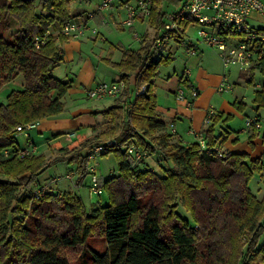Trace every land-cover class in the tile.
<instances>
[{"label": "trees", "instance_id": "trees-1", "mask_svg": "<svg viewBox=\"0 0 264 264\" xmlns=\"http://www.w3.org/2000/svg\"><path fill=\"white\" fill-rule=\"evenodd\" d=\"M160 4L153 0L154 27L164 22ZM73 20L71 0H0V88L17 78L23 85L0 103V264H71L72 250L83 249L94 235L105 238L106 250L88 248L89 263L83 264H264V196L259 198L249 185L262 170V160L223 149V133H216L222 115L206 130L204 150L166 129L157 117L152 87L159 67L172 57L153 59L148 32L137 50L109 62L127 83L136 70V84L149 83L129 106L126 92L122 104L103 112L113 117L112 126L51 159L44 153L19 156L17 126L65 109L71 81L52 71L63 61L64 44L71 38L59 31ZM256 70L242 76L254 83ZM258 71L263 85L254 101L261 108L264 61ZM131 143L142 149L143 158L129 153ZM98 145L103 154L115 151L119 161L117 175L99 178L109 195L106 204L98 201L90 210L72 190L43 188L40 176L60 161L77 162L81 182L89 174V149ZM214 145L223 151L221 157L210 149ZM146 155L159 160L163 175L148 166ZM179 204L192 220L182 217Z\"/></svg>", "mask_w": 264, "mask_h": 264}, {"label": "rangeland", "instance_id": "rangeland-1", "mask_svg": "<svg viewBox=\"0 0 264 264\" xmlns=\"http://www.w3.org/2000/svg\"><path fill=\"white\" fill-rule=\"evenodd\" d=\"M102 0H90L80 2V7L83 9H92L100 4ZM118 0H113L115 3ZM161 9L164 12V16L171 14L172 12L178 11L186 0H160ZM264 2V0H262ZM42 5V3H40ZM113 6V4H112ZM151 16L144 21L135 22L134 28L125 26V31L118 29L116 33L111 32L108 27L101 28L98 26L94 20L90 22V28L99 29L100 34L96 37V33L91 30H87L83 36H80V44L82 53L84 55H91L94 58V62L98 68V79L102 81H110L111 79L119 76V71L115 69L109 62H107L108 55L112 50L113 44H120L125 47L131 46H141V42L136 38L135 32H138L140 36L144 37L146 32H153L155 29L152 24ZM255 24H260V21L253 20ZM157 27V26H156ZM186 35L188 40H192L195 44H203L209 48H202L201 52L189 59L187 66L193 69V83L195 85H200L198 77L202 79L201 92L204 96L205 105L213 106L218 115H222L218 122L219 132L230 133L232 140L238 138L240 142H246L249 140L248 133L246 131V118L255 115L256 113H261L264 116V107L257 108L254 98L256 92L260 90L258 83L262 80L261 73L255 71V81L250 83L247 78H242L243 70L237 66L233 65L229 68H225L217 48L209 46L202 43L199 39V29L192 24L186 28ZM173 43V42H171ZM120 46V45H118ZM167 49V48H166ZM81 51V50H80ZM118 55V53L116 52ZM164 55H167V50L164 51ZM165 57V56H164ZM104 58V59H103ZM188 57L186 56L182 48L178 49L176 52V57L170 59L166 64H162L159 67V73L155 80L154 92L156 94V100L158 104V112L160 114V119L166 122V129L171 131V120L173 119L177 107L180 106V101L175 100V94L173 92L174 87L178 85L177 77L183 73L185 70V64L187 63ZM191 60V61H190ZM198 60V61H197ZM101 62V63H99ZM67 66L62 62L58 65L56 71H52L53 75L60 76L61 79H68L64 73ZM227 73L230 79V83L233 84L231 90H225L223 92H218L215 86L218 82V78ZM217 78L215 80L214 78ZM21 79V78H20ZM17 79V81H20ZM183 89L188 92V87L186 84L182 85ZM210 87V88H209ZM11 91V86L6 84L0 88V103H5L7 100V95ZM175 91V90H174ZM237 96V100H235ZM115 99L117 98H103V99H93L88 96V94L80 93V95H75L72 92L67 93L64 97L65 109L59 114V118L63 122L60 124L59 132L62 135L55 143H49V139H53L52 132L47 130L43 133H38L36 129L31 130L33 137L37 143L36 154L45 153L48 159L55 157L60 154L63 150H69L73 144L80 146L84 141V137L91 136L92 134L99 133L110 126L113 125V117L105 116L103 110L109 108L111 105L115 104ZM121 102L123 101V98ZM118 100V99H117ZM236 103H235V102ZM119 102V103H121ZM231 104L232 111L226 105ZM96 111V112H95ZM101 111V112H97ZM186 119L183 121H178L176 128L179 134H186V123L189 115H184ZM80 128V129H79ZM75 129L80 132L74 137H66V133H72ZM72 135V134H71ZM239 135V136H238ZM18 141L25 143L29 136L20 132L17 135ZM75 140V141H74ZM248 143V142H247ZM66 147V149H62ZM94 147H91L90 152ZM225 148H230L225 146ZM224 149V148H223ZM88 150V151H89ZM83 153L87 154V150H83ZM145 162L149 167H153L156 172L161 175L164 174L162 170L163 167L159 165V160L153 156L146 155L144 158ZM77 162H65L60 161L50 167H48L40 176V183L43 184L45 190L51 191H66L72 190L78 193L86 203L87 207L91 210L94 203L98 201L102 204H106L109 199L108 192L103 188L102 194L92 193L90 191V184L92 182V173L87 174L81 182L77 183L79 180V175L77 173ZM90 166L96 168V172L101 181L111 177L112 175H117L119 173V161L117 158V153L111 151L108 154H97L96 158L90 161ZM71 174L70 177L67 175ZM250 188L253 193H255L259 198L264 196V184L259 179V173L255 174L251 179ZM178 211L182 214V217L192 220L191 214L179 204ZM107 242L101 235H94L88 238L84 248L81 247L72 250L74 260L71 264H83L84 260L89 263V250L92 249L95 252L103 253L106 250Z\"/></svg>", "mask_w": 264, "mask_h": 264}, {"label": "built area", "instance_id": "built-area-1", "mask_svg": "<svg viewBox=\"0 0 264 264\" xmlns=\"http://www.w3.org/2000/svg\"><path fill=\"white\" fill-rule=\"evenodd\" d=\"M113 0H102L98 5V10H107L112 7ZM153 0H125L124 9L126 16L123 19V25L133 27L139 19H147L152 14ZM260 16V24L252 22L255 19L254 14ZM94 12L89 15L94 16ZM164 22L157 29L154 42V56L157 60L164 57V51L168 44L172 41H178L187 48L190 55L198 52L192 40L187 39L186 28L189 24L199 29V39L202 43L217 48L222 59L224 67L227 69L233 65L239 66L243 71H249L253 68L259 69L262 61H264V2L262 0H186L183 6L176 12L164 16ZM91 29L87 22L71 21L66 23L59 34H65L71 38L83 36L87 30ZM96 36L99 31L96 28L91 29ZM47 33L52 34L53 30L48 29ZM58 36V34H56ZM137 39L142 41L143 37L135 32ZM56 39V37H55ZM39 47V41H36ZM189 68L185 69L183 78L190 75ZM262 87L263 83H258ZM125 84L119 81H102L88 90V96L93 99L103 98H119L123 93ZM233 84L227 77H224L220 83L218 90L223 92L231 90ZM145 92L141 88L140 93ZM199 91L196 87H191L188 93L185 89L180 88L177 92V98L180 102L191 108L195 99L198 97ZM217 115L216 109L211 106L204 118L206 124H210ZM40 120L31 121L17 126L19 132L29 136L30 131L40 125ZM172 132L177 133L174 124L171 125ZM246 131H259L264 134V121L258 114L246 119ZM189 132L193 134L199 143L201 150L207 149V135L205 130H195L190 128ZM129 153L137 159L143 158L142 149L135 143L126 146ZM211 150L218 151L219 156L223 155V151L219 145H214ZM37 151L36 145L22 147L19 156L34 154ZM105 151L103 145H98L88 154V172L92 173V182L90 191L92 193L101 194L103 188L99 183V176L94 166H90V161L96 158V155ZM4 155L9 157L10 150H5ZM262 160V170L259 172V179L264 184V151L260 158ZM68 177L71 174L67 175Z\"/></svg>", "mask_w": 264, "mask_h": 264}, {"label": "crops", "instance_id": "crops-1", "mask_svg": "<svg viewBox=\"0 0 264 264\" xmlns=\"http://www.w3.org/2000/svg\"><path fill=\"white\" fill-rule=\"evenodd\" d=\"M83 1H89V0H71V13L74 16V21L79 22V23L80 22H87L88 26H90L89 25L90 22H92V20H94L98 26H100L101 28L106 26V27H108V30L110 29V31L114 32V34L116 33V31L118 29L125 31V29H126L125 25H123V23H122L123 19L126 16L125 9L123 6L125 0L116 1L115 3H113V6L107 10H98V6H96L95 8H92V9H83L82 7H80V2H83ZM90 2H91V0H90ZM90 12H94L95 13L94 16L91 17L89 15ZM254 17H255V19H253V20L260 21V19H259L260 16L257 13L254 14ZM139 20L144 21V20H146V18L145 19H139ZM253 20H252V22H253ZM134 26H136V25L134 24ZM134 26H133V28H134ZM158 27H159V25L157 27H155V29H153V32H148L150 34L151 41L154 40V38L157 34ZM130 28L132 29V27H130ZM89 30H91V29H89ZM98 31H99V29H98ZM99 34H100V31H99ZM142 41H143V39H142ZM142 41H140V42H142ZM172 42L173 43L170 42L167 46V49H166L167 55H165V57L171 56L172 58H175L176 52L178 51V49L182 48L184 50L186 56L188 57L187 63L185 64V69L189 68L191 71L190 75H187L184 78H183V75H184L185 70L183 71V73L181 75H179L177 77L178 85L176 87H174V89H173V92L175 94V100L178 101L177 92L180 88H183L182 87L183 84L187 85L188 91L190 90V88L192 86L196 87L199 91V95L195 99L193 106L191 108L186 107L185 104L180 102L181 107L180 106L177 107L175 115H174L173 119L171 120L170 124L171 125L174 124L176 126L178 121H183L184 119H186V117H184V115H189L190 119L188 120V118H187L188 123H186L187 124L186 125V128H187L186 134L185 133L179 134L178 132L177 133H178L179 137L182 138L183 142H185V143L195 142L196 138L193 134H191L189 132V130H190V128H194L197 131H199V130H205L206 131L209 128L211 123L206 124L204 122V118H205V116L209 110V107H211V106L208 107L207 105H205L206 103H204L206 98L204 96H202L203 93L200 91L201 87L203 85V83L201 82L202 79L200 78V76L198 77V74H197L196 80H199V82L201 84L195 85L193 83V80H192L193 69H191V67L187 66V64H188L189 59L193 58L194 56H197V54H199L201 52L202 48H204V47L209 48V47H207L203 44H195L194 43L198 52L194 55H190L187 52V48L184 45H181V43H179L176 40L172 41ZM80 43H81L80 37L70 38L64 44L65 55H64L63 61L60 62V63L63 62L67 66L64 75L68 79H65V80L71 81V88L69 89V91L67 93L72 92L75 95H80V93L88 94V90L90 88L94 87L95 85H97L98 83L101 82V80L98 79V75H97L98 74V68H97L98 65L95 64L94 58L91 55L90 56L84 55L82 53V49H80L82 44H80ZM122 43H123V41H120V44H115V45L113 44L112 50L110 51L111 54L108 55L109 58H107V62H110V60H111L112 62L118 63L126 57V54L129 51L137 50L139 48V46H137V47H135V46L126 47L125 46L124 47L122 45ZM118 45H120V46H118ZM116 52L118 53V55L116 54ZM99 63H101V62H99ZM58 65L55 68H57ZM55 68L53 69V71H56ZM115 69H117L119 71V76L111 79L110 81L122 80L124 82L125 87L123 89V93L121 94V96L122 95L123 96L122 97L120 96V98L124 99L125 93L127 92L126 98L129 99L127 102L128 106L131 103L130 100L131 99L133 100L136 96L139 95V91L141 90V88L145 89V92H143V93H146L148 91V89H149V83L148 82H143V83H141V85L136 84L137 75L139 73V70H136V71L131 73V75L128 79L129 81L127 83L126 79H124V77H123V72H121L116 67H115ZM256 71H258V70H256ZM55 76L60 78V76H58V75H55ZM224 77H227L228 81H230L227 73L226 72L223 73V75H221L218 78V82L215 86V89L218 92H220L218 90V87H219L220 83L222 82V80L224 79ZM242 78H245V77L242 76ZM17 79H19V78H17ZM17 79L6 84L7 86H11V91L14 89H20L23 86L21 79H20V81H17ZM214 79L217 80L216 77ZM155 80H154V84L152 87L153 92H154ZM140 94H142V93H140ZM238 98L236 96L235 100H237ZM117 99H115L114 105H111L109 108L104 109L103 111H106L115 105L123 103V101L121 102L122 99L121 100H119V98H117ZM119 102H121V103H119ZM230 105L231 104H227L226 109L228 108L229 110L232 111V106H230ZM97 112H101V111H97ZM256 114H258L260 116V118L264 121L263 114H261V113H256ZM255 115H253V116H255ZM157 117L160 118V114L158 111H157ZM247 118H249V117H247ZM40 121H41L40 125L35 129L38 131V133H43V134L45 131L50 130L52 132L53 139H49L50 140V141H48L49 143H51V144L55 143L60 138H62V135H60V132H59L60 129L58 126L60 124H63V122L59 118V114L52 116V117H49V118H44ZM219 128L220 127H218V123H217L216 133H223V144L222 145H223L225 150L240 151V152L248 153L251 159H256V158L260 159L262 157L263 151H264V134H263V131L262 132H259V131L248 132L247 131L249 140L246 142H240V141H238V138L235 140H232V136L229 137L230 133L227 134V132H229V131H226V133H224L223 131L219 132ZM76 134H80V132L77 131V129H75L72 133L67 132L65 136L70 137V138H75V140H77L76 138L80 137V135L78 137H74ZM17 140H18V138H17ZM18 143L22 147H27L29 145H36L37 146L36 140L33 137L31 132L29 134V139L25 143H21L19 141H18ZM225 146H228L230 148H225ZM147 163H149V162L147 161Z\"/></svg>", "mask_w": 264, "mask_h": 264}]
</instances>
